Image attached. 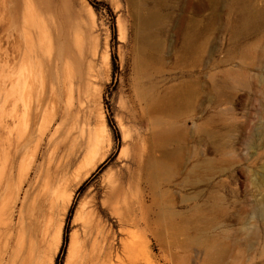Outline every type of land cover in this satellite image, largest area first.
<instances>
[{"label": "rangeland", "instance_id": "374dc122", "mask_svg": "<svg viewBox=\"0 0 264 264\" xmlns=\"http://www.w3.org/2000/svg\"><path fill=\"white\" fill-rule=\"evenodd\" d=\"M46 1L95 71L69 126L100 157L34 264H264V0Z\"/></svg>", "mask_w": 264, "mask_h": 264}, {"label": "bare ground", "instance_id": "6f19581e", "mask_svg": "<svg viewBox=\"0 0 264 264\" xmlns=\"http://www.w3.org/2000/svg\"><path fill=\"white\" fill-rule=\"evenodd\" d=\"M57 22L46 0H0V264H34L41 219L51 218L65 194L70 202L72 189L98 161L94 147L80 157L85 128L69 126L73 112L86 109L95 71L85 66L78 39L73 54L69 33ZM147 23L142 18L136 26ZM143 166L140 158L136 168ZM113 187L117 197L128 198ZM76 246L72 236L70 254ZM82 261L89 263L87 254Z\"/></svg>", "mask_w": 264, "mask_h": 264}]
</instances>
